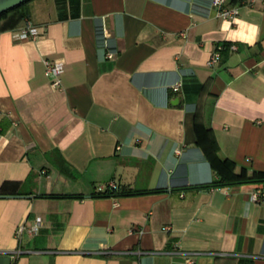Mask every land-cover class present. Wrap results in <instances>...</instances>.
Masks as SVG:
<instances>
[{
    "label": "crops",
    "instance_id": "0c3cea01",
    "mask_svg": "<svg viewBox=\"0 0 264 264\" xmlns=\"http://www.w3.org/2000/svg\"><path fill=\"white\" fill-rule=\"evenodd\" d=\"M226 1L232 21L211 0H29L24 40L27 19H0V264H264V183L206 185L204 128L235 172L264 171V0ZM217 42L236 49L209 66ZM109 180L138 192L92 195Z\"/></svg>",
    "mask_w": 264,
    "mask_h": 264
},
{
    "label": "trees",
    "instance_id": "16d2710c",
    "mask_svg": "<svg viewBox=\"0 0 264 264\" xmlns=\"http://www.w3.org/2000/svg\"><path fill=\"white\" fill-rule=\"evenodd\" d=\"M29 1V0H28ZM229 2H237L236 0H228ZM27 3L23 2L22 4L15 6L14 8H10L5 12L0 14V19H4L6 24L15 26L16 23L21 22L23 19H27L28 15L22 10V7ZM217 44L222 45V49L220 51V60L224 57L223 55L227 52L228 46L230 45L229 42H217ZM201 120V113L198 111L195 112L194 115V126L195 128L199 125ZM205 136L203 144V152L206 154L210 161V165L216 170L217 177H215L211 182L207 183L206 185H223V184H230V183H237V182H262L264 183V171H252L250 174H247L244 171L235 172L234 165L227 157H222L218 154V145L215 139L209 137L208 133L209 130L203 129ZM208 135V136H207ZM138 192L135 189L129 188L125 184H116L115 187L106 186L102 190H97L92 192V195H106V196H118V195H125V194H132ZM54 195V194H51ZM65 194H55V196H63Z\"/></svg>",
    "mask_w": 264,
    "mask_h": 264
},
{
    "label": "built area",
    "instance_id": "2783aa9c",
    "mask_svg": "<svg viewBox=\"0 0 264 264\" xmlns=\"http://www.w3.org/2000/svg\"><path fill=\"white\" fill-rule=\"evenodd\" d=\"M239 2L240 5H251L253 4L256 0H236ZM212 4L215 6L216 8V15L218 17H221L223 19L226 20H233L237 13H238V7L239 6H228L226 5V0H211ZM24 24L17 29L16 31H14L12 33V38L16 39V40H24V39H36L40 34V31L38 29V27L35 25V23H31L30 20H25L23 22ZM222 49V45L221 44H217L215 46H213V49L210 52V55H208V60H207V65L212 66L216 63H218L220 61V51ZM229 50H234L236 49V46L234 44H230L228 46ZM106 57L110 58L111 57V53L107 52L106 53ZM42 64H44V76L49 78V84L50 87L52 88H57L60 86L61 84V77L60 75L63 72L64 69V63H62L61 61L58 60H48V59H44V61H42ZM179 83H175L174 85H171V90L176 92L179 90ZM177 151H179L177 149ZM106 186H109V188L111 187H115L116 184L114 182V180H109L108 182H106V184L102 185L100 190L104 189ZM248 195L250 197L251 200L254 201H261L264 199V186H255L254 188L250 189L248 191ZM39 225V218L36 219V221L29 225V227H26V229L28 230V232L33 233L37 231V226ZM23 226L24 225H18L17 226V231L20 233L23 230ZM170 226L168 224L164 225L163 228L164 229H168Z\"/></svg>",
    "mask_w": 264,
    "mask_h": 264
},
{
    "label": "clouds",
    "instance_id": "9594fccd",
    "mask_svg": "<svg viewBox=\"0 0 264 264\" xmlns=\"http://www.w3.org/2000/svg\"><path fill=\"white\" fill-rule=\"evenodd\" d=\"M235 23L238 24V30L230 33L228 39L235 41L239 40L240 42L247 43L249 46H252L259 33L258 25H250L245 21L236 20ZM230 29V24L228 21H225L222 25V30L228 31Z\"/></svg>",
    "mask_w": 264,
    "mask_h": 264
},
{
    "label": "water",
    "instance_id": "95a60500",
    "mask_svg": "<svg viewBox=\"0 0 264 264\" xmlns=\"http://www.w3.org/2000/svg\"><path fill=\"white\" fill-rule=\"evenodd\" d=\"M28 0H0V14Z\"/></svg>",
    "mask_w": 264,
    "mask_h": 264
}]
</instances>
